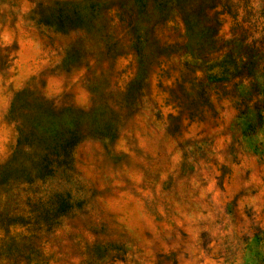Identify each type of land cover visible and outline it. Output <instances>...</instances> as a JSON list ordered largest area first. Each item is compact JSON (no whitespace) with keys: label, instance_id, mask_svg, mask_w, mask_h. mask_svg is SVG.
<instances>
[{"label":"rangeland","instance_id":"obj_1","mask_svg":"<svg viewBox=\"0 0 264 264\" xmlns=\"http://www.w3.org/2000/svg\"><path fill=\"white\" fill-rule=\"evenodd\" d=\"M61 1L0 0V264H264V124L218 65L264 62V0H181L187 39L177 2Z\"/></svg>","mask_w":264,"mask_h":264},{"label":"trees","instance_id":"obj_2","mask_svg":"<svg viewBox=\"0 0 264 264\" xmlns=\"http://www.w3.org/2000/svg\"><path fill=\"white\" fill-rule=\"evenodd\" d=\"M148 0H133V4L130 7L136 6L137 10H142ZM156 9L160 10L159 15L164 16L165 12L168 13L174 2H177L178 9H181V0H152ZM201 1V5H202ZM184 8V7H183ZM181 9V16H183V29L184 38L187 39L192 32L196 30L197 34L201 36L203 31L210 33L213 30L210 27H194L185 15V10ZM79 10V9H78ZM76 8L74 1H61L59 5L52 8V13L48 15L45 21L54 26L65 27L68 25H74L79 19L80 12ZM199 14V12H198ZM137 29L134 27L133 34L136 36ZM133 35V36H134ZM210 38V36H209ZM208 38V39H209ZM200 46H204L201 38L198 37L196 47L199 51ZM257 55L250 54L249 51H244L234 58L230 54H223L222 60L219 62V70L224 76V80L231 79L234 74L237 75V79L240 78L239 84H234L237 88L241 85V89H238V95L246 101L245 104L238 105L237 125L242 128V132L245 130H254L261 128L264 124V62ZM225 57L229 58L230 64L223 60ZM66 156V153H65Z\"/></svg>","mask_w":264,"mask_h":264}]
</instances>
